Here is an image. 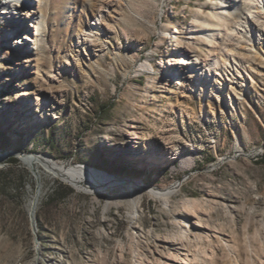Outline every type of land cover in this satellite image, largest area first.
I'll list each match as a JSON object with an SVG mask.
<instances>
[{
	"label": "rangeland",
	"instance_id": "1",
	"mask_svg": "<svg viewBox=\"0 0 264 264\" xmlns=\"http://www.w3.org/2000/svg\"><path fill=\"white\" fill-rule=\"evenodd\" d=\"M120 3L89 38L80 16L94 1L41 0L36 18L17 23L26 30L43 21L20 62L5 53L17 41L6 34L14 18L0 16V146L8 140L0 151L117 179L91 192L42 162H22L30 172L24 193L0 191V264H163L175 247L203 262L214 252L213 264H264V48L224 25L195 23L220 12L219 0H155L144 18ZM235 16H227L230 29ZM197 29L216 33V50L191 39ZM181 51L219 55V74H232L221 79L226 90L208 65L204 81L202 71L167 76L171 62L184 61ZM60 184L75 193L46 205ZM150 188L173 194L166 202ZM194 201L205 213L188 221L184 204ZM181 220L218 233L200 243L182 233Z\"/></svg>",
	"mask_w": 264,
	"mask_h": 264
},
{
	"label": "bare ground",
	"instance_id": "2",
	"mask_svg": "<svg viewBox=\"0 0 264 264\" xmlns=\"http://www.w3.org/2000/svg\"><path fill=\"white\" fill-rule=\"evenodd\" d=\"M94 1L92 8L88 11H85L80 16V28L83 35L88 36L89 38L97 36L96 34L101 30L102 25L107 21L108 17L112 14V7H114V2L119 4L120 2L126 3L130 10L133 11L136 18H144V14L146 11H153L154 8H157V4L155 0H89ZM221 2V6L219 7V11H215L209 14L208 19H204L202 17L197 16L195 23H199L200 21L204 25L211 26H219V24L224 25L229 30L238 32L241 36L239 40H244L245 42H251L253 44H257L261 46V50L264 48V0H219ZM41 0H3V3L0 4V16H4L5 18H14L13 25L8 29L7 35L17 36V41L14 43V46L11 49H6L5 53L12 57L17 56V60L24 61L28 56L31 55L32 51H34V46L37 45L40 36V30L43 25V21L37 20L35 21V25H29L26 30L25 27L23 29L19 28L20 21H24L27 19L36 18L37 9L40 7ZM121 4V3H120ZM32 5H35L32 7ZM123 5V4H122ZM126 5V7H127ZM119 6V5H118ZM230 13H235L236 20L234 24L235 28L230 29L228 25L227 16ZM138 20V19H136ZM234 20V19H233ZM140 21V20H139ZM27 22V21H25ZM27 24V23H26ZM31 28H35V31L31 30ZM195 27H198L196 24ZM196 35L191 39H194L202 43V41L209 40V47L211 50H216L218 42L216 41V33L213 32L211 35L204 32V30H195L192 33ZM233 35V34H232ZM6 36V35H5ZM196 42V41H195ZM240 42V41H239ZM238 42V43H239ZM19 46L17 49L18 55L14 54V48ZM259 49V48H258ZM15 51V53H16ZM255 53L258 55L260 51L256 50ZM184 61L171 62L170 65L174 72L169 69L167 76L174 75L177 73L179 79H192L195 73L202 71V81L206 79L208 76L205 72L206 66H210L213 69L215 74L220 75L218 78V82L221 84V88L225 91L226 85L221 80L222 78L231 79V73H225L224 75L219 74L220 72V64L222 58L219 55H211L209 54L204 59L199 58L196 55H191L186 51H181ZM255 54V55H256ZM253 56L256 58V56ZM252 56V55H251ZM224 58V57H223ZM235 61L236 59L233 58ZM255 60V59H254ZM175 61V60H173ZM264 63V58L261 60ZM253 59L250 57L248 63H252ZM240 65H243V60H238ZM20 64V63H19ZM226 65V64H225ZM207 66V67H208ZM228 67V65H226ZM238 71V70H237ZM166 80L169 81V79ZM198 76V75H197ZM205 76V78H203ZM209 82V81H208ZM178 83V81H176ZM196 83V80L194 81ZM221 96V95H219ZM129 135H137L136 130H131ZM2 156H0V159ZM39 162H42L45 167L53 172L55 176L62 177L64 180L69 182L71 185L75 186L78 189L81 188V182H86L89 186L86 191L96 192L98 187L100 186H113L117 183V179L114 176L109 175L105 172H100L96 169L89 168L87 166H71L66 168L64 165H59L57 163L52 162L50 159L40 160L35 159ZM34 160V161H35ZM29 158L28 162L33 165L35 162ZM194 157L188 156L183 159V163L187 166H192L194 163ZM151 195L155 198L162 199L168 202L173 194V190H155L153 188L149 189ZM36 201L32 202V210L36 207ZM110 202L107 204V207L110 206ZM185 206V216L188 221L189 219L199 218L201 213H205L203 208L201 207L198 201L187 202L184 204ZM190 223V222H188ZM183 226L182 233L186 236L198 240V242L202 240L212 241L211 236L216 237L215 235L218 233L216 229H211L207 225H202L198 221L193 222L196 227L194 231L190 226L186 227L184 223L180 222ZM212 231L214 235H210V232L207 234L205 231ZM258 235V234H257ZM201 243V242H200ZM229 247V245H228ZM174 253L171 252L167 256H165L163 260V264H213V260L215 253L205 254V258L207 261H200L199 257L194 254H190L185 249H180L179 247L174 248ZM205 252V251H204ZM235 252V251H234ZM233 253V252H232ZM235 254V253H234ZM234 259V258H233ZM237 260L236 264H240ZM232 263V262H231Z\"/></svg>",
	"mask_w": 264,
	"mask_h": 264
},
{
	"label": "trees",
	"instance_id": "3",
	"mask_svg": "<svg viewBox=\"0 0 264 264\" xmlns=\"http://www.w3.org/2000/svg\"><path fill=\"white\" fill-rule=\"evenodd\" d=\"M101 108L103 111H106L110 110L111 106H101ZM4 139L5 140H2V142L6 145L8 140L7 138ZM3 146H0V149L4 151L5 146ZM7 162L9 167L0 169V191H2L3 194L11 196L10 198H13L14 193L19 195L24 193L26 183L30 180V172L22 165V162L15 157L9 158ZM74 193L75 191L73 188L60 184L50 195L46 205L56 204Z\"/></svg>",
	"mask_w": 264,
	"mask_h": 264
},
{
	"label": "water",
	"instance_id": "4",
	"mask_svg": "<svg viewBox=\"0 0 264 264\" xmlns=\"http://www.w3.org/2000/svg\"><path fill=\"white\" fill-rule=\"evenodd\" d=\"M0 156H2V158L0 159V162L1 161H5L11 157H15L17 159H19L21 162H23L25 165H28V166H31V163L28 162V159L30 158L32 160V162L35 160V159H40L42 160V158L40 157H36V156H32V155H25V154H20V153H2L0 151ZM36 162H39L38 160H35ZM34 161V162H35Z\"/></svg>",
	"mask_w": 264,
	"mask_h": 264
}]
</instances>
